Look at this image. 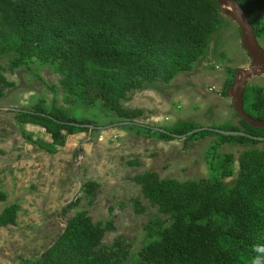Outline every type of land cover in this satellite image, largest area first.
<instances>
[{
	"label": "rangeland",
	"instance_id": "374dc122",
	"mask_svg": "<svg viewBox=\"0 0 264 264\" xmlns=\"http://www.w3.org/2000/svg\"><path fill=\"white\" fill-rule=\"evenodd\" d=\"M221 13L223 24L189 71L178 72L169 82L125 81L122 106L138 112L133 120L78 98L71 85L79 83L68 82L59 67L61 58L78 53L76 47L66 46L65 39L41 35L16 49L0 42V190L7 195L0 202V214L8 207L17 208V224L0 227V264L40 260L60 240L61 248L69 251L71 242L63 236L69 227H80L84 216L106 229L103 246L123 239L131 249L123 264H132L131 259L157 240L155 233L172 225L168 214L159 212L149 199L148 182L209 181L222 184L227 192L236 189L241 157L248 151L264 154V141L243 142L213 131L177 134L172 139L160 134L189 126L248 130L264 137V131L248 129L234 107L229 89L237 71L249 68L252 59L237 23ZM258 40L264 48V39ZM140 55L155 60L147 52ZM108 73L109 83L122 84L123 78ZM262 95L264 75H252L244 89L245 110L264 116L253 111ZM36 108L48 114L60 111L96 128L82 126L86 130L74 133L65 129L64 143L56 144L38 119L33 122L12 110ZM120 122L124 124L114 125ZM146 174L158 177L138 180ZM257 176L264 180V162L251 179L257 181ZM260 191L243 200L247 205L252 201L262 215L264 191ZM72 202L75 205L64 213ZM220 216L230 223L231 218ZM254 234V239L263 235Z\"/></svg>",
	"mask_w": 264,
	"mask_h": 264
},
{
	"label": "trees",
	"instance_id": "16d2710c",
	"mask_svg": "<svg viewBox=\"0 0 264 264\" xmlns=\"http://www.w3.org/2000/svg\"><path fill=\"white\" fill-rule=\"evenodd\" d=\"M236 1L246 11L257 38L264 39V0ZM222 24L217 0H0V42L16 49L20 45L26 47L41 35L65 39L66 46L76 47L78 53L70 59L61 58L59 67L68 82L79 83L78 87L71 85L78 98L119 111L128 120H133L138 112L123 109L125 81L169 82L178 72L189 71L205 55ZM140 52L155 56V60H145ZM108 71L123 78L122 84L109 83ZM253 111L264 112V95L255 100ZM249 114L264 120L261 113ZM20 116L33 122L38 119L37 123L52 135L56 144L64 143L63 130L83 131L86 129L82 123H90L70 119L60 111L48 114L37 108L23 111ZM242 122L252 131H264ZM192 130L179 126L160 134L172 139ZM231 137L256 142L247 136ZM263 162V153L246 152L240 159L241 174L233 192L209 181L148 182L145 188H149V199L159 212L168 214L172 225L155 233L157 240L131 259L132 264H264V214L256 212L252 201L248 206L243 200L259 189L264 191V180L259 176L257 181L251 179ZM156 176L146 174L138 180ZM6 199L7 195L0 190V202ZM74 205L70 203L64 213ZM16 212L14 206L6 208L0 214V227L16 225ZM221 214L231 218L230 223L221 220ZM82 222L80 227H69L63 236L71 242L69 251L61 248L60 240L59 246H54L42 259L26 264L125 262L131 249L123 239L103 246L106 229L93 225L85 216ZM252 231L263 235L254 239Z\"/></svg>",
	"mask_w": 264,
	"mask_h": 264
},
{
	"label": "water",
	"instance_id": "95a60500",
	"mask_svg": "<svg viewBox=\"0 0 264 264\" xmlns=\"http://www.w3.org/2000/svg\"><path fill=\"white\" fill-rule=\"evenodd\" d=\"M220 5L221 12L229 16L234 22L237 23L241 30L242 42L249 53L252 62L249 68L239 69L237 71L236 82L230 87L229 92L233 98L234 107L239 114V116L245 120L248 124L255 128H264V120H259L251 116L246 112L244 107V89L247 81L252 77V75H264V48L260 44L254 27L249 20V17L244 10V8L236 0H217ZM14 111L23 112L25 110L12 109ZM26 112V111H25ZM124 123H116L114 125H123ZM133 124H137L133 122ZM87 126L91 129L96 128L94 125H82ZM149 127V126H148ZM158 131L164 132L162 129L154 128ZM201 131H213L226 136H247L255 140L264 141V137H257L250 135L244 131H223L218 129H195L191 131L188 135H192ZM179 137H183L179 136Z\"/></svg>",
	"mask_w": 264,
	"mask_h": 264
}]
</instances>
